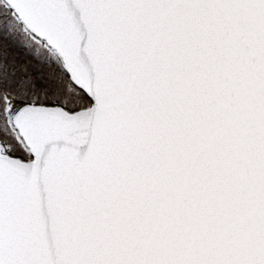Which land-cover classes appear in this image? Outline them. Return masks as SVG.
<instances>
[{
  "label": "snow or ice",
  "instance_id": "obj_1",
  "mask_svg": "<svg viewBox=\"0 0 264 264\" xmlns=\"http://www.w3.org/2000/svg\"><path fill=\"white\" fill-rule=\"evenodd\" d=\"M0 264H264V0H0Z\"/></svg>",
  "mask_w": 264,
  "mask_h": 264
}]
</instances>
